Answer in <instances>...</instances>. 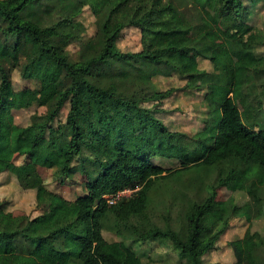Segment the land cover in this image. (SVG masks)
Wrapping results in <instances>:
<instances>
[{"label":"trees","instance_id":"trees-1","mask_svg":"<svg viewBox=\"0 0 264 264\" xmlns=\"http://www.w3.org/2000/svg\"><path fill=\"white\" fill-rule=\"evenodd\" d=\"M127 2L0 0V213L24 212L11 208L22 197L38 212H24L0 228V264H41L36 251L55 243L67 264H128V252L138 264H218L205 258L222 246L231 264H264V0H149L142 13L136 4L128 18L111 22ZM212 5L231 22L222 34L223 52L215 51L204 30V11ZM165 10H177L181 22L173 29L153 28L149 18ZM127 29L139 31L134 51L117 45ZM241 53H250L252 61L247 92L255 109L246 116L231 95L234 58ZM171 56L183 58L194 72L182 73ZM198 58L212 70L199 71ZM14 71L33 87L15 88ZM156 78L179 84L158 89ZM82 90L97 106L109 102L123 120L142 118L173 140L176 152V142L187 140L194 160L183 162L184 148L180 156L160 151L163 164L144 150L120 147L106 163L109 139L99 118L84 113ZM195 92L202 94V127L192 135L174 131L165 121L172 111L164 102ZM46 99L50 104L36 120L14 122V112L42 107ZM39 168L52 169L59 187L76 184L81 193L68 200L48 189ZM225 186L231 196L218 199ZM124 190L132 192L115 198ZM235 218L246 228L223 245ZM106 233L119 240L109 241ZM156 241L178 260H154L132 247ZM112 244L125 253L113 254Z\"/></svg>","mask_w":264,"mask_h":264},{"label":"rangeland","instance_id":"rangeland-1","mask_svg":"<svg viewBox=\"0 0 264 264\" xmlns=\"http://www.w3.org/2000/svg\"><path fill=\"white\" fill-rule=\"evenodd\" d=\"M140 5L139 13H142L148 7L149 0H128V2L123 6L118 8L111 17V22H116L119 20L126 19L130 16L134 5ZM215 5L207 8L204 11V17L206 18L204 30L211 36L214 43H216V52H223L222 47L224 46L222 42V34L225 28L231 26V22L228 20H223L219 18L218 13L216 12ZM138 14V13H137ZM182 18L177 10H165L163 12L152 15L149 18L150 25L153 28L159 29H173L176 28L181 22ZM139 36V31L137 29H127L123 36L119 39L117 45L121 50H131L134 51L137 49V40ZM221 43V45H219ZM223 44V46H222ZM219 45V46H218ZM225 47V46H224ZM71 50H75L74 47ZM168 60L176 65L182 73L194 72V67L189 65L183 58L179 56H171ZM251 55L250 53L244 54L241 53L237 57L234 58V64L236 67L235 74V82L234 89L232 92V98L234 102L239 107L240 113L242 116H246L250 113V111L255 109V106L249 100V95L247 92V86L249 82V70L248 67L251 65ZM198 69L199 71H211L212 65L208 60H203L198 58ZM12 82L15 88H22L24 86L33 87V82L29 80H23L19 76L18 71H14L12 74ZM154 85L158 89H165L169 85L177 86L179 84L178 81L168 82L164 78H156L153 80ZM183 84V82L181 81ZM202 94L199 92H195V94H191V96L186 97L185 95L177 96L173 95L168 98L166 102H164L163 107H166L168 110H171V114L165 116V121L169 125H173L170 127L174 129V131H179L185 133L187 135L194 134L197 130H199L203 125V118L201 117V111L204 110V104L201 101ZM82 98V108L86 116L91 119L97 120L100 126H103L104 132L106 133V138L109 139V147L111 152L107 156L106 163L110 161H114L115 152L117 149L126 148V150L136 153L137 150H144L149 154L152 161L154 163L161 162L164 164L163 157H159L161 155L160 151L166 150L170 155L180 156V151L184 149L183 155L184 161L194 160L193 152L189 147L190 143L185 140L184 144L181 142H176L177 147H181L179 151H174L171 147L175 144L173 140L169 141L163 135L160 136L158 131L151 130L150 126L146 121L142 118H136L133 115H128L126 120H123L125 115L122 112H118L114 110L109 102H106L105 107L97 106L93 103L88 97L84 90L81 91ZM45 105L42 107L33 106L28 109H23L13 113L14 122L21 125L26 126L31 121L36 120V117L42 114L45 111V108L50 104L48 99L44 100ZM146 105V104H145ZM67 107L64 108L61 113L59 119L63 120L65 118ZM103 122V123H102ZM102 123V124H100ZM34 133V129L30 132L24 134L25 141H29L31 135ZM197 156V154L195 155ZM22 158H16L15 162L20 163ZM167 162V161H166ZM170 164V163H166ZM39 173L42 176L44 183L47 188L50 190H54L60 194H62L66 199L73 200L75 196L81 193V189L76 184H69L59 187L57 182L55 181L54 172L52 169H38ZM76 180L78 177L76 176ZM231 187L225 186L221 187L217 190V198L218 199H226L231 196ZM235 198L238 201H244L243 196L236 195ZM22 206L19 207L18 203L12 204V207L18 205V208L23 210L28 216L33 217L37 215V210L33 207L32 204L28 203L26 197L20 198ZM19 210H14L10 214H1L0 213V228H9L13 225L14 221L18 218L25 216V213ZM246 228V222L243 219L235 218L231 221L230 227L225 231V233L221 237V242L224 245L226 242L241 237L244 230ZM105 237L109 241H117L118 238L114 237L110 233H106ZM125 243L128 240H124ZM58 243H55L56 245ZM53 245V246H54ZM51 245H45L40 250L36 251L35 259L37 262L41 264H67L66 262V254L60 251H55V247L53 248ZM133 249L137 254L140 252H149L148 254L154 260H166L171 261L170 263H174L178 260L174 251L171 250L169 246L162 245L159 241L156 242H147L143 245H133ZM109 250L115 255H122L125 252L122 251L120 245H110ZM126 258L128 264H138V259L133 253H126ZM231 255L229 250L226 247L221 248L220 251L216 253L209 254L205 260L210 262H217L218 264H231Z\"/></svg>","mask_w":264,"mask_h":264},{"label":"built area","instance_id":"built-area-1","mask_svg":"<svg viewBox=\"0 0 264 264\" xmlns=\"http://www.w3.org/2000/svg\"><path fill=\"white\" fill-rule=\"evenodd\" d=\"M132 192V190H124L122 192H118L116 195H115V198H118L119 196H122V195H129L130 193Z\"/></svg>","mask_w":264,"mask_h":264}]
</instances>
